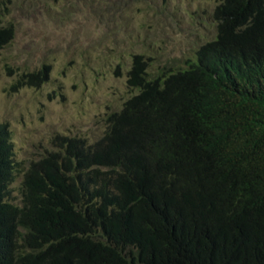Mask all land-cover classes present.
<instances>
[{
  "label": "trees",
  "instance_id": "trees-1",
  "mask_svg": "<svg viewBox=\"0 0 264 264\" xmlns=\"http://www.w3.org/2000/svg\"><path fill=\"white\" fill-rule=\"evenodd\" d=\"M218 1L216 38L177 68L132 55L104 135L55 138L18 202L0 123V264H264V0Z\"/></svg>",
  "mask_w": 264,
  "mask_h": 264
},
{
  "label": "rangeland",
  "instance_id": "rangeland-1",
  "mask_svg": "<svg viewBox=\"0 0 264 264\" xmlns=\"http://www.w3.org/2000/svg\"><path fill=\"white\" fill-rule=\"evenodd\" d=\"M217 3L0 0V24L14 26L0 50V123L8 124L13 143L14 202L31 163L58 149L61 138L90 145L104 135L107 116L135 93L127 86L132 55H152L153 67L193 59L214 36ZM43 65L48 75L39 87L12 89L21 74Z\"/></svg>",
  "mask_w": 264,
  "mask_h": 264
},
{
  "label": "clouds",
  "instance_id": "clouds-1",
  "mask_svg": "<svg viewBox=\"0 0 264 264\" xmlns=\"http://www.w3.org/2000/svg\"><path fill=\"white\" fill-rule=\"evenodd\" d=\"M217 2H218L217 4H219V1H218V0H217ZM215 7H216V6H215ZM215 7H214V8H215ZM212 17H213V14H211V19L214 21V24H215V33H214V36H213V38H212L211 40H214V39L216 38V36H217V32H218V31H217V25H219V22L215 21ZM208 41H210V40H208ZM206 42H207V41H206ZM204 43H205V42H204ZM201 46H202V45H200V46L198 47V49H199ZM198 49H197V50H198ZM197 50H196V52H197Z\"/></svg>",
  "mask_w": 264,
  "mask_h": 264
}]
</instances>
